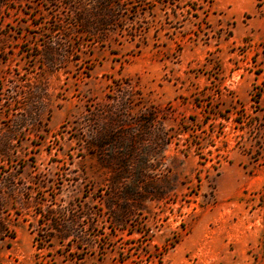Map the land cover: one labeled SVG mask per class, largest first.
<instances>
[{
    "label": "rangeland",
    "instance_id": "374dc122",
    "mask_svg": "<svg viewBox=\"0 0 264 264\" xmlns=\"http://www.w3.org/2000/svg\"><path fill=\"white\" fill-rule=\"evenodd\" d=\"M129 1L0 9V264H264V0Z\"/></svg>",
    "mask_w": 264,
    "mask_h": 264
},
{
    "label": "trees",
    "instance_id": "16d2710c",
    "mask_svg": "<svg viewBox=\"0 0 264 264\" xmlns=\"http://www.w3.org/2000/svg\"><path fill=\"white\" fill-rule=\"evenodd\" d=\"M6 1L19 0H0V9ZM129 0H78L80 13L75 16L73 26L79 28L81 34L90 36L106 35L110 31H116L117 28L124 29L125 18L116 15V9L119 11L127 5H131ZM129 10V8H126ZM131 34L134 38L142 36L143 30L132 29ZM138 31V32H137ZM69 235H63L65 240Z\"/></svg>",
    "mask_w": 264,
    "mask_h": 264
}]
</instances>
